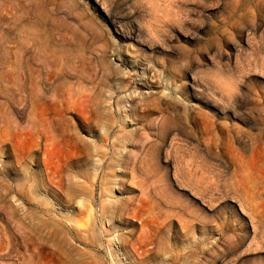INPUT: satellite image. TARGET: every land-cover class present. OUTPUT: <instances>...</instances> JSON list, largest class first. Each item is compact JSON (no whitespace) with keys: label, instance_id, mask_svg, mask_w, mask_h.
<instances>
[{"label":"rangeland","instance_id":"rangeland-1","mask_svg":"<svg viewBox=\"0 0 264 264\" xmlns=\"http://www.w3.org/2000/svg\"><path fill=\"white\" fill-rule=\"evenodd\" d=\"M3 34L0 264H132L143 223L166 264H264V0H0ZM33 214L84 235L67 254Z\"/></svg>","mask_w":264,"mask_h":264},{"label":"bare ground","instance_id":"bare-ground-1","mask_svg":"<svg viewBox=\"0 0 264 264\" xmlns=\"http://www.w3.org/2000/svg\"><path fill=\"white\" fill-rule=\"evenodd\" d=\"M3 32V31H2ZM2 32H1V34H2ZM7 34V33H6ZM6 34L4 35V37H2L1 38V41H0V43H1V48L3 47L6 51H7V55L5 56V57H7V59H8V61H7V63L8 64H6V62H5V64H6V66L7 65H10V68H7L6 66H5V68H7L8 69V74L10 75V73L13 71V70H17V69H15V67L13 68V55H12V52H14V54H15V51H12L13 49H12V46H11V44H9V43H11V42H8V39H7V37H5L6 36ZM8 36V35H7ZM18 40V39H17ZM32 45V44H31ZM16 47V46H15ZM23 47V46H22ZM21 48V47H20ZM24 48V47H23ZM2 50V49H1ZM0 50V51H1ZM5 51V52H6ZM26 52V51H25ZM6 54V53H5ZM17 55H18V53H17ZM20 55V54H19ZM24 55V54H23ZM23 55H21V56H23ZM46 55V54H45ZM15 56V58H17L16 57V55H14ZM25 56V55H24ZM39 56V55H38ZM25 59H26V57H25ZM25 59H24V57L22 58L21 57V59L19 58V59H16L15 61H16V63L18 64V65H15L14 64V66H18L17 68H19L20 69V72H22V74H29V71L27 72V71H25L24 69L26 68L27 70H28V62H26L25 61ZM31 59V58H30ZM38 59V58H37ZM19 60V61H18ZM32 60V59H31ZM35 60V59H34ZM41 60V59H40ZM18 61V62H17ZM36 61V60H35ZM34 61V62H35ZM81 61V60H80ZM32 62H33V60H32ZM42 62V61H41ZM85 62V61H84ZM37 63V62H36ZM72 63V62H71ZM83 63V62H82ZM29 64H31L30 62H29ZM33 64V63H32ZM31 64V65H32ZM30 65V66H31ZM49 65V64H48ZM84 65H85V63H84ZM104 66V65H103ZM28 67V68H27ZM33 67V66H32ZM31 67V68H32ZM44 67V66H43ZM83 67V66H82ZM11 68H13L12 69V71H10L11 70ZM10 69V70H9ZM33 69V68H32ZM22 70V71H21ZM38 70V69H37ZM36 70V71H37ZM50 70V69H49ZM18 71V70H17ZM23 71H24V73H23ZM33 71H34V69H33ZM32 71V72H33ZM10 72V73H9ZM27 72V73H26ZM49 72H52V70L51 71H49ZM45 73V72H44ZM53 73H55V72H53ZM12 74H13V72H12ZM15 74V73H14ZM18 74H19V72H18ZM27 74V75H28ZM30 74H31V72H30ZM48 74V73H47ZM26 75V76H27ZM43 75V74H42ZM20 75H18V77H19ZM22 76H24V75H22ZM22 76H20L21 78H22ZM33 76V75H32ZM32 76H31V79H32ZM154 76V75H153ZM13 77V76H12ZM14 78V77H13ZM16 78V77H15ZM33 78H34V76H33ZM43 78V77H42ZM12 79V78H11ZM47 79V78H46ZM152 79H154V77L152 78ZM18 80V79H17ZM19 80H21V79H19ZM27 80V79H26ZM39 80H41V79H39ZM22 81V80H21ZM35 81V80H34ZM45 81V80H44ZM43 82V81H42ZM54 82V81H53ZM15 83V82H14ZM17 83H19V81H17ZM22 84H23V82H22ZM26 84V83H25ZM51 84V83H50ZM45 85V84H44ZM52 85V84H51ZM29 86V85H28ZM54 86V85H53ZM151 86V85H150ZM31 87H32V85H31ZM153 87H155V88H157L158 86H157V82H154V80H153V85H152V88ZM35 88V87H34ZM48 88V87H47ZM29 89V88H28ZM31 89V88H30ZM22 90H24V88L22 89ZM27 91H29V90H27ZM48 91V90H47ZM30 92V91H29ZM31 93H32V91H31ZM164 96V95H163ZM23 98H24V96H23ZM74 98H75V96H74ZM73 99V98H72ZM71 99V101H73ZM167 100V99H166ZM23 108H24V106H23ZM23 108H22V110H23ZM25 110V109H24ZM24 129V128H23ZM26 130V129H25ZM36 131V130H35ZM170 132L169 133H167V135H166V138H168L169 136H170ZM36 138V137H35ZM132 140H133V136H131V137H128L127 138V140H126V143H127V146H132L133 145V143H132ZM37 142V141H36ZM116 146V145H115ZM129 151L126 149V151H125V153L127 154ZM28 175V174H27ZM34 178V177H33ZM43 181V180H42ZM41 181V179L39 178V175L37 174H35V178H34V185L32 186V188H34V190L35 191H41V190H43V182ZM27 183V182H26ZM46 183V182H45ZM61 183V182H60ZM59 184V183H58ZM24 186H25V183H24ZM61 187V186H60ZM77 188H80L81 190H82V188H84V182H81V184H80V182L79 183H77V184H73L72 185V196H75V191L74 190H76ZM24 192H25V190H24ZM27 192H29V191H27ZM24 195V194H23ZM77 198V197H76ZM27 200V199H26ZM106 200V199H105ZM104 201V200H103ZM109 203H105V202H103L102 203V205H103V207H102V212H101V214H102V217H111L112 218V220H114L115 218H118L119 216H118V214L116 213V211H118L117 209H116V204H114V205H112V204H110V205H108ZM23 205V204H22ZM74 205V204H73ZM72 205V206H73ZM72 206H70L69 205V207H71L72 208ZM68 207V206H67ZM21 209V208H20ZM22 212V211H21ZM89 217H92V210L90 209L89 210ZM30 214H32V213H30ZM82 215H84V213H82ZM21 218V217H20ZM22 218L23 219H21L22 220V224L23 225H29L33 230H34V232L40 237L41 236V238L42 237H44L49 243H51V244H53L54 246H57L58 247V249L60 248L61 249V251H63V252H66L67 254L68 253H70V251H71V247H72V241H77L78 239L77 238H79V236H78V232H79V235H80V233L82 234V235H84V222H80L79 220H74V219H72V218H67V217H62L61 219H56L55 217H44V216H38V215H32V217H28L27 215H25V216H22ZM55 218V219H54ZM116 220H118V219H116ZM119 221V220H118ZM251 222V224H252V221H250ZM87 225V224H86ZM85 225V226H86ZM21 226V225H20ZM245 226L248 228V226L250 227V223L247 221L246 222V224H245ZM28 227V226H27ZM91 227V226H90ZM26 228V227H25ZM92 228V227H91ZM90 228V229H91ZM27 229V228H26ZM93 229V228H92ZM141 231H142V233L140 234V236L133 242V244L131 245L133 248H132V250L134 251V253L136 254V256H137V261L135 262V260H133L131 263L132 264H166L165 263V260H167L168 258H170L171 260H174V262L175 261H177V259H178V257H179V255H177V254H175V252H174V250H173V248H170V246L168 245V242H167V240L165 239V238H163V237H160V236H156V239H157V241H155V239H153V237L152 236H150V234H148V232H147V224L146 223H143L142 224V226H141ZM72 234H74V236L72 237V238H70L71 237V235ZM26 235V233H22V236H23V239H21V240H23V243L27 240V237H24ZM27 236V235H26ZM83 237V236H82ZM92 237H93V235H92ZM22 238V237H21ZM24 238H26L25 239V241H24ZM29 239V238H28ZM73 239V240H72ZM43 240V239H42ZM43 241H45V240H43ZM119 242H122V239H119ZM22 243V244H23ZM27 243H28V241L27 242H25L24 244H26L27 245ZM123 243H124V241H123ZM21 244V245H22ZM23 244V246H25ZM37 244V243H36ZM154 244V247H152L153 248V250H147V249H144V248H146L147 246H150V245H153ZM45 245H47V244H40L39 245V251H41L44 247H45ZM33 246H35V245H33ZM211 248V247H210ZM237 248V247H236ZM23 249V248H22ZM37 249V248H36ZM37 249V250H38ZM233 249V248H232ZM75 250V249H74ZM143 250H144V252H143ZM234 250V249H233ZM141 252V253H140ZM156 252V254H155V256L153 257V255H154V253ZM52 255H54V254H52ZM222 259L223 258H220V259H218V261H217V264H220V261H222Z\"/></svg>","mask_w":264,"mask_h":264}]
</instances>
